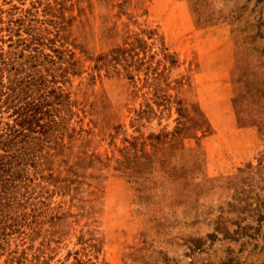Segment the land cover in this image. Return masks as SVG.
Segmentation results:
<instances>
[{
  "label": "rangeland",
  "instance_id": "rangeland-1",
  "mask_svg": "<svg viewBox=\"0 0 264 264\" xmlns=\"http://www.w3.org/2000/svg\"><path fill=\"white\" fill-rule=\"evenodd\" d=\"M48 3L0 0V18L52 29ZM63 4L82 68L72 151L95 162L78 198L53 192L21 230L0 228V264H264V0ZM117 47L133 75L94 68Z\"/></svg>",
  "mask_w": 264,
  "mask_h": 264
},
{
  "label": "trees",
  "instance_id": "trees-1",
  "mask_svg": "<svg viewBox=\"0 0 264 264\" xmlns=\"http://www.w3.org/2000/svg\"><path fill=\"white\" fill-rule=\"evenodd\" d=\"M55 1L46 5L47 18L41 21L52 22V29L26 18H0L4 21L0 25V228L13 231L21 230L32 213L46 212L47 198L53 192L70 194L72 184L81 183L88 175L80 169L95 162L94 154L85 148L72 151L84 129L71 126L77 99L69 85L82 68L70 47L72 17L65 14V0ZM49 15L52 18L48 19ZM126 53V48L117 47L96 55L94 68L133 75L130 64L122 70L117 65L126 62ZM180 130L178 126L172 133H150V144L162 142L167 134L173 138ZM136 143L125 145L127 161L137 155L132 153ZM141 144L145 146V141ZM140 152L145 158L144 149ZM144 177L142 174L146 180ZM10 233L0 232V247Z\"/></svg>",
  "mask_w": 264,
  "mask_h": 264
}]
</instances>
